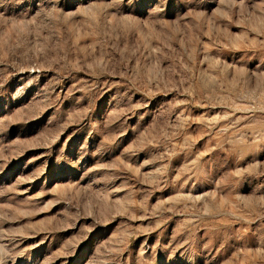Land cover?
<instances>
[{"label":"rangeland","instance_id":"374dc122","mask_svg":"<svg viewBox=\"0 0 264 264\" xmlns=\"http://www.w3.org/2000/svg\"><path fill=\"white\" fill-rule=\"evenodd\" d=\"M0 264H264V0H0Z\"/></svg>","mask_w":264,"mask_h":264}]
</instances>
